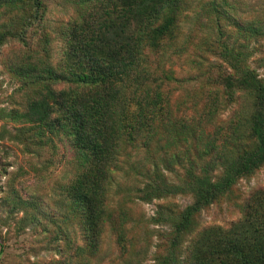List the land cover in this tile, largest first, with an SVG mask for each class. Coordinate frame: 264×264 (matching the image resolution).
I'll use <instances>...</instances> for the list:
<instances>
[{
    "label": "trees",
    "instance_id": "1",
    "mask_svg": "<svg viewBox=\"0 0 264 264\" xmlns=\"http://www.w3.org/2000/svg\"><path fill=\"white\" fill-rule=\"evenodd\" d=\"M0 5L16 12L14 18L22 23L0 32V46L10 38L26 42L24 26L42 21L47 11L45 0H0ZM184 10L185 0H78L60 29L62 58L54 63L50 56L34 55L17 71L31 95L24 113L15 116L34 125L40 137L46 130L63 134L75 149L77 173L67 196L86 235L78 254L86 251L91 261L101 252L107 227L128 251V218L110 197L119 174L135 171L146 177L136 189L143 201L193 197L184 210L170 209L154 219L168 226L167 248L156 264H264V202L259 196L231 227H210L190 237L197 214L264 166V78L249 65V46L236 37L253 36L264 27L238 24L226 31L217 23L193 48L198 58L209 53L224 63L212 62L204 70L202 61L193 60L199 82L207 76L229 99L243 100L220 144L219 131H209L219 101L196 107L191 118L172 103L170 87L184 85L185 79L166 64L190 49L189 42L178 40ZM228 33L229 39L224 38ZM129 149L148 156L153 149L160 156L131 161Z\"/></svg>",
    "mask_w": 264,
    "mask_h": 264
},
{
    "label": "rangeland",
    "instance_id": "2",
    "mask_svg": "<svg viewBox=\"0 0 264 264\" xmlns=\"http://www.w3.org/2000/svg\"><path fill=\"white\" fill-rule=\"evenodd\" d=\"M76 1L45 0L47 11L42 21L24 26L26 42L10 38L0 46V264H156L167 248L168 226L154 219L170 209L176 213L184 210L193 202L192 195L143 201L136 189L144 185L146 177L125 166L131 174H119L110 199L111 205L123 209L128 218V251L118 246L112 228L107 227L100 254L92 261L86 251L79 256L86 235L70 211L67 196L77 173L75 149L63 134L46 130L40 137L34 125L15 116L16 112L24 113L31 95L18 69L33 61L34 55L50 56L54 63L62 58L60 29L73 16ZM15 13L0 5V32L22 27ZM217 23L226 31L238 24L264 27V0H185L178 40L189 42L190 49L173 55L166 66H173L177 77L185 79L184 85L174 83L170 87L174 89V108L181 105L180 114L191 118L196 107L201 109L213 99L219 101L209 131H219L217 143L221 144L237 121L243 100L229 99L224 88L218 82H208L207 76L199 82L198 66L192 63L202 61L204 70L212 62L224 64L209 53L202 58L192 54L206 28ZM230 33L224 38L229 39ZM236 37L249 46L253 53L249 65L264 78V32ZM216 90L219 94H209ZM129 153L131 161L160 156L153 149L150 156L131 149ZM160 168L167 176L164 163ZM257 196L264 202V166L239 179L227 196L197 214L196 232L190 237L210 227H231L244 217Z\"/></svg>",
    "mask_w": 264,
    "mask_h": 264
}]
</instances>
